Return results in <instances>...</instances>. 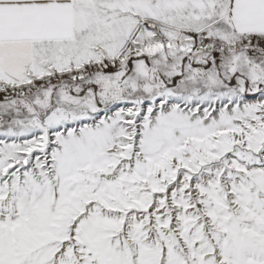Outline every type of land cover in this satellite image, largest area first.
Returning <instances> with one entry per match:
<instances>
[{"label":"snow or ice","instance_id":"obj_1","mask_svg":"<svg viewBox=\"0 0 264 264\" xmlns=\"http://www.w3.org/2000/svg\"><path fill=\"white\" fill-rule=\"evenodd\" d=\"M0 264H264V0H0Z\"/></svg>","mask_w":264,"mask_h":264}]
</instances>
